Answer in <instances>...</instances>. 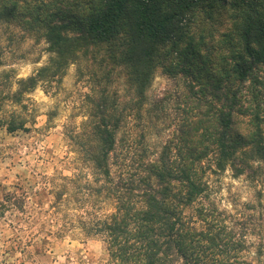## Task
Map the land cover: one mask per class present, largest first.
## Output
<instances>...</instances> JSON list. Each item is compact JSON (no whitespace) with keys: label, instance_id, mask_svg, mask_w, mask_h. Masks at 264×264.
<instances>
[{"label":"clouds","instance_id":"obj_1","mask_svg":"<svg viewBox=\"0 0 264 264\" xmlns=\"http://www.w3.org/2000/svg\"><path fill=\"white\" fill-rule=\"evenodd\" d=\"M143 3L0 20V264H264V0Z\"/></svg>","mask_w":264,"mask_h":264},{"label":"trees","instance_id":"obj_2","mask_svg":"<svg viewBox=\"0 0 264 264\" xmlns=\"http://www.w3.org/2000/svg\"><path fill=\"white\" fill-rule=\"evenodd\" d=\"M135 2L143 5L145 17L150 18L153 15L152 8H150L148 5H145L143 0H135ZM160 2L167 6L168 0H160ZM19 3H22V0H0V20H17L22 18L23 13L17 11V6ZM149 3H151V0H149ZM187 3L199 8L200 10H204L206 15L205 19L212 20L213 14H216L215 12H222L223 6L227 3V0H187ZM257 3L258 0H232L230 7L236 9L250 8ZM118 11L122 16L129 15V12L126 11L122 6L118 9ZM106 19L110 20L111 15L106 17ZM251 23L254 25V28L247 31L245 35L256 38L255 29H258L260 35L264 36V17H258ZM160 32L167 33V27L161 28L160 31L155 32L158 41L160 39ZM192 55L194 59L198 60L194 53Z\"/></svg>","mask_w":264,"mask_h":264},{"label":"rangeland","instance_id":"obj_3","mask_svg":"<svg viewBox=\"0 0 264 264\" xmlns=\"http://www.w3.org/2000/svg\"><path fill=\"white\" fill-rule=\"evenodd\" d=\"M203 13L205 12L204 10H201ZM216 14H218L217 16H219V14H220V12L219 13H217V12H215ZM204 16H205V18H206V15H205V13H204Z\"/></svg>","mask_w":264,"mask_h":264}]
</instances>
